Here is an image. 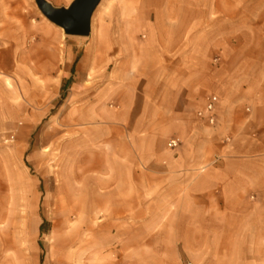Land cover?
I'll list each match as a JSON object with an SVG mask.
<instances>
[{
  "label": "rangeland",
  "instance_id": "obj_1",
  "mask_svg": "<svg viewBox=\"0 0 264 264\" xmlns=\"http://www.w3.org/2000/svg\"><path fill=\"white\" fill-rule=\"evenodd\" d=\"M177 1L101 0L94 14L97 39L88 53V39L65 35L34 0H0V58L7 61L0 73V264H124L103 256L113 251L109 244L95 250L90 226L106 216L80 215V201L69 197L79 187L86 156L110 141L103 135L110 132L106 115L115 86L133 82L134 56L145 55L146 43L165 59L161 65L174 68L195 27L201 34L195 43L205 49L202 61L223 66L215 76L223 73L236 84L264 79V0H228V6L209 9L180 8ZM184 9L205 11L211 21L180 23ZM158 235L135 230L132 264L226 259L211 249L207 257L192 258L195 248L182 246L164 256L163 248L146 245Z\"/></svg>",
  "mask_w": 264,
  "mask_h": 264
},
{
  "label": "crops",
  "instance_id": "obj_2",
  "mask_svg": "<svg viewBox=\"0 0 264 264\" xmlns=\"http://www.w3.org/2000/svg\"><path fill=\"white\" fill-rule=\"evenodd\" d=\"M72 1L50 3L67 8ZM228 4L178 0L176 6ZM192 11L181 10L178 22L211 21L205 11ZM95 12L88 38L68 36L88 39V53L97 39ZM195 29L188 32L190 40L181 46L174 68L160 64L165 59L156 55L152 42L145 44V55L134 56L133 82L126 89L115 86L106 115L111 127L103 140L109 136L110 141L101 142L92 158L86 156L83 171L78 168L79 187L69 198L80 201V215L106 216L90 226L94 247L109 244L113 251L101 249L100 255H114L119 263H133L135 230L158 231L146 245L163 248L164 256L182 246L195 248L192 258L211 251L226 258L222 264L264 263V79L236 84L223 73L215 76L223 66L202 61L205 49L195 43L201 38ZM183 54L190 57L183 61ZM212 94L218 103L210 126L197 112ZM171 140L176 147L167 146Z\"/></svg>",
  "mask_w": 264,
  "mask_h": 264
},
{
  "label": "water",
  "instance_id": "obj_3",
  "mask_svg": "<svg viewBox=\"0 0 264 264\" xmlns=\"http://www.w3.org/2000/svg\"><path fill=\"white\" fill-rule=\"evenodd\" d=\"M40 13L67 36L88 37L91 18L101 0H73L67 8L54 7L47 0H34Z\"/></svg>",
  "mask_w": 264,
  "mask_h": 264
},
{
  "label": "built area",
  "instance_id": "obj_4",
  "mask_svg": "<svg viewBox=\"0 0 264 264\" xmlns=\"http://www.w3.org/2000/svg\"><path fill=\"white\" fill-rule=\"evenodd\" d=\"M217 104V98L215 96H209L206 98L204 107L202 110L197 112V117L206 122L208 125L213 126L215 124V106ZM176 140L168 142L169 148H174L177 145Z\"/></svg>",
  "mask_w": 264,
  "mask_h": 264
},
{
  "label": "bare ground",
  "instance_id": "obj_5",
  "mask_svg": "<svg viewBox=\"0 0 264 264\" xmlns=\"http://www.w3.org/2000/svg\"><path fill=\"white\" fill-rule=\"evenodd\" d=\"M1 57V55H0ZM7 61L6 60H2V58H0V73H5L6 69H7V65H6ZM2 82L0 80V99H3L5 97V91L2 88Z\"/></svg>",
  "mask_w": 264,
  "mask_h": 264
},
{
  "label": "trees",
  "instance_id": "obj_6",
  "mask_svg": "<svg viewBox=\"0 0 264 264\" xmlns=\"http://www.w3.org/2000/svg\"><path fill=\"white\" fill-rule=\"evenodd\" d=\"M43 225H44V222L41 224V226H40V230H42Z\"/></svg>",
  "mask_w": 264,
  "mask_h": 264
}]
</instances>
